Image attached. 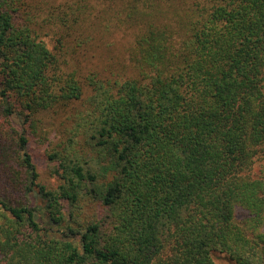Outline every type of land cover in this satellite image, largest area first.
<instances>
[{
    "label": "trees",
    "instance_id": "trees-1",
    "mask_svg": "<svg viewBox=\"0 0 264 264\" xmlns=\"http://www.w3.org/2000/svg\"><path fill=\"white\" fill-rule=\"evenodd\" d=\"M119 29V69L89 70ZM68 111L49 188L30 138ZM214 254L264 264V0H0V264Z\"/></svg>",
    "mask_w": 264,
    "mask_h": 264
},
{
    "label": "rangeland",
    "instance_id": "rangeland-1",
    "mask_svg": "<svg viewBox=\"0 0 264 264\" xmlns=\"http://www.w3.org/2000/svg\"><path fill=\"white\" fill-rule=\"evenodd\" d=\"M31 0H29L30 2ZM40 2L48 1L49 4H59L65 0H38ZM123 29L114 30L112 31L111 35L106 38V42L108 45V49L110 50V53L107 55V47L104 50H101V48H97L93 54V57L90 58V60L84 64H90L89 70H91V65L96 67V71L98 70L101 75L107 74L110 71V67L112 65L113 71L116 72L119 69V65L116 62H109L107 59H110L111 57L116 58L118 55V50H124L126 49V46L128 48L130 41L127 36H125V32L122 31ZM127 35V33H126ZM49 46L50 49H53V42L47 37L44 39ZM124 56V55H122ZM109 62V63H108ZM127 64V61L124 63ZM78 109H81L78 107ZM82 110V109H81ZM74 115L72 112L67 113H60L57 114H51L47 117L45 120L46 129L50 131L48 133L47 137L44 140L40 141H33L30 138V145L29 148L32 150V153L34 154V161L36 164L37 172L39 173V182L49 188H56L61 184V180L57 175L55 174L56 166L49 162L45 161L44 154H47L48 152L51 154L52 150L57 148L58 144H61L63 141L67 140L68 138L76 139L77 130L75 129V123L73 122ZM75 136V137H74ZM77 140H79V137L77 136ZM261 163H257L255 165V172L259 174ZM30 204L31 206H34L36 208V214L37 219L40 222V225L42 227L47 225L46 217H45V210H44V202L42 199H40L38 196L32 194L30 196ZM88 201V200H87ZM91 202H87L84 204L87 210H91L94 204L91 205ZM71 207L68 203L63 202V212L67 219H69ZM85 220H88L85 219ZM214 261L217 264H230L228 260L219 254H214L213 256Z\"/></svg>",
    "mask_w": 264,
    "mask_h": 264
}]
</instances>
